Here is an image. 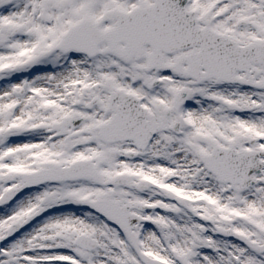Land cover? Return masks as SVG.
Segmentation results:
<instances>
[{
	"label": "snow or ice",
	"instance_id": "6c2138e0",
	"mask_svg": "<svg viewBox=\"0 0 264 264\" xmlns=\"http://www.w3.org/2000/svg\"><path fill=\"white\" fill-rule=\"evenodd\" d=\"M0 264H264V0H0Z\"/></svg>",
	"mask_w": 264,
	"mask_h": 264
}]
</instances>
